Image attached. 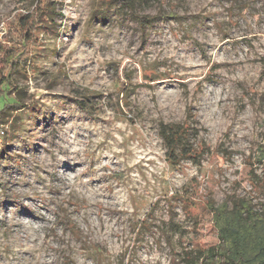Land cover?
<instances>
[{"label": "clouds", "instance_id": "clouds-1", "mask_svg": "<svg viewBox=\"0 0 264 264\" xmlns=\"http://www.w3.org/2000/svg\"><path fill=\"white\" fill-rule=\"evenodd\" d=\"M146 2L149 7L142 6L145 0H75L74 8L73 0H63V16L67 19L57 21L62 25L58 28L62 35L56 41L44 42V46L63 47L65 58L75 48L67 58V65L72 67L91 65L101 57L105 61L120 60L128 65L129 79L101 71L98 74L101 79L92 83L89 76L95 73L93 67L80 72L65 67L67 78L62 79L60 87L69 90L72 99L46 97L38 106L42 109L38 115L20 108L12 112L7 123L0 121V148L5 142L15 144L14 155L23 156L37 137H47L43 148L37 149L38 154L19 162V175L5 174L6 161L0 160V185H6L0 188V200L5 196L20 199L7 215L0 211V264H157V261L180 264L182 254L193 252L195 246L189 249L185 244L182 248L177 243L190 239V231L188 236L181 237L179 233L162 230L169 220L168 205L173 196H184L185 189L197 190L193 177L197 182L205 181L202 174L207 167L205 161L211 158L199 163L181 159L176 166L178 170L161 164L158 157L170 150L160 137L161 121L165 125L181 122V128L169 130V134L181 135V129H203L215 117V123L223 126L221 130L234 125L230 139L237 143L232 144V149L239 148L245 153L251 150L253 160L260 155L257 149L264 145V136L260 135L264 133V106L259 98L254 104L249 103L251 97L243 98L239 85L246 82L247 87L255 83L253 77L264 68L261 62L264 61V0ZM93 12L96 18L89 25L88 17ZM193 13L202 15L194 17ZM156 16L161 19H143ZM78 21H83L84 26ZM81 40L87 43L80 44ZM58 56L53 53L30 61L29 79L20 81L21 86L29 85L31 92L35 69L54 75L58 70L55 65L61 63ZM214 64L231 66L216 68L213 77L205 80L203 74ZM189 66L197 67L191 71ZM145 76L155 78L144 79ZM97 90L103 91L102 99L84 100ZM252 91H264V84ZM109 93L114 95L109 98ZM237 102L246 106L243 111L237 110ZM21 103L31 104L32 97L29 95ZM185 109L191 110V120L185 117ZM121 111L127 116H122ZM45 117L50 122L46 132L26 131L34 127L37 119L43 121ZM6 130L9 136L19 139L6 141ZM242 136L248 137L247 143L239 139ZM217 138L215 130L210 135L200 131L198 136L194 133L185 136V144L191 145L195 153L202 142L215 145ZM222 142L228 147V141ZM145 157L155 160L151 169L136 168ZM246 159V155H233L232 163L225 164L226 171L218 177L220 183L215 189L209 188L206 181L198 184L199 192L194 199L202 201L212 192L210 198L216 201L217 211H210L207 221L222 214L226 198L232 194V181L240 179L233 173L244 168L242 161ZM257 174L264 179V166L257 167ZM37 181L41 183L38 185ZM262 192L264 188L258 189L245 180L235 194L255 205L253 211L261 215L247 224L249 229L255 227L242 241L235 237L234 243L227 237L217 241V251L224 255L215 264H230V261L256 264L264 241V223H259L264 221ZM24 196L35 199L24 200ZM101 200L125 214L110 218L109 222L100 207H93ZM21 206L32 208L44 221L34 222L36 217L18 215ZM175 211L179 213L176 222L182 223L186 213L182 207ZM98 218L105 226L103 231L96 225ZM144 223L160 225V229L141 233L140 226ZM224 227L221 223L215 234L220 236ZM46 233L48 239H44ZM165 235L171 237V247L164 243ZM199 264H204L203 257Z\"/></svg>", "mask_w": 264, "mask_h": 264}, {"label": "rangeland", "instance_id": "rangeland-1", "mask_svg": "<svg viewBox=\"0 0 264 264\" xmlns=\"http://www.w3.org/2000/svg\"><path fill=\"white\" fill-rule=\"evenodd\" d=\"M53 4V7L56 9V17H55V32L57 34H52L49 31L45 30V33H40V37L38 38V44L34 48V55L33 58L30 61H36L37 59H44L47 58L49 55L53 53H58V58L61 60V63L58 65H55L57 67V72L54 75L49 76L48 73L43 72L39 69H35L33 71V75L31 77V92L29 93V85L25 84L23 87L20 84V81H28L29 79V65L27 66V75L26 77H20L18 81V85L21 88V93L18 95L19 99L21 101L23 99H27L29 95L32 97V103L31 104H25L27 109H30L33 113H36L37 115L42 110L38 106L41 105V101L44 100L46 97H63L65 99H72L73 97L70 95L69 90L67 89H61L60 84L62 79L67 78V73L65 72V67H67L68 71H84L88 67H93L95 69L94 74H90L89 79L92 83H95L97 80L101 79V77L98 75L99 72L105 71L107 72H115L120 76H123L125 80L129 79L128 75V65L123 64L120 60H107L105 61L103 57H101L100 60H94L92 61L91 65H79L78 67H72L70 65H67V58H70L73 54V52L76 51L74 48L72 52H68L67 58L63 56V52L65 49L61 47L60 49L57 48H49L44 46V42L46 41H56L59 39V37L62 35L58 28L62 25H58L57 21L61 19H67L63 16V8L64 3L63 0H50ZM37 0H0V41L8 43L11 40H15V32H14V26L18 21V17L20 15L28 14L31 9H33V5H37ZM143 7H149L150 5L146 2L143 3ZM73 7H76L75 0H73ZM202 13H193L194 17L200 16ZM96 18V13L93 12L89 15L87 23L91 25L92 21ZM144 20H155V19H161V17H143ZM167 19H184V17H167ZM205 19H208L205 17ZM78 23L81 24V27L84 26L83 21H78ZM74 28L75 26L72 25ZM7 29V33L4 34V30ZM63 35H67V33H64ZM75 37H72L74 39ZM80 44H86L87 42L84 40H81L79 42ZM241 43H247V41H242ZM205 47L211 48L212 45H205ZM206 58V57H205ZM29 61V62H30ZM264 63V61H261ZM223 66H231V65H225V64H214L212 66V69H210L206 74L204 75L205 80L211 79L215 73V69ZM197 66H189V70L195 71ZM155 77H148L145 76L144 79H154ZM253 80L255 83L248 85L246 87V82H241L239 87L242 92V97L247 99L251 97L249 100V103H255V99L259 98L260 103L262 106H264V91H252L253 88H256L258 85L264 84V68H262L254 77ZM121 91H124V86L121 85ZM114 95V93H109V98ZM104 96L103 91H94L91 95L84 97V100L91 102L95 101L97 99H102ZM177 103L179 101L177 100ZM220 103H224V101H220ZM127 108V105L124 106ZM246 106L242 103L237 102L236 108L239 111H243ZM190 109H185V117L189 120L192 119V116L190 114ZM122 116H127L126 112L121 111ZM91 119L96 120L98 117H91ZM104 124H108V121H102ZM129 123H134V121H129ZM199 121H194V124H199ZM43 124V128H41V125ZM175 125L181 126V122H177ZM173 124L165 125L162 121L160 123V129L163 130L166 126H175ZM50 127V122L45 117L43 121L37 119L35 121V125L33 128H29L26 131L31 134L36 129H41L42 132H46L48 128ZM222 125L215 123V117L212 118V120L203 128H192L189 127L186 129L188 131L189 135H192L193 133L198 136L200 131H204L206 134H211L213 130L216 131L218 134V138L216 140L215 145L209 144L208 142H202L201 148L198 152L193 153L192 158H183L180 157L176 161V163H171L169 160V157L167 156V152L163 153V156L158 157L161 164H167L169 167L176 169V166L179 164L181 159H192L194 162L199 163L200 160H205L206 157H210L211 159L206 160L207 167L203 171V175L205 177V181L208 183L209 188L215 189L219 186L220 180L218 177L222 176L223 173L226 171L225 164L232 163L231 157L233 155H246L247 159L242 161L244 168L238 169L233 175L240 177V179L232 181V194L226 198L225 202H230L231 205L238 203L241 200H246V198H238L236 197V193L243 187V182L245 180H250L252 184L255 185L256 188H264V182L260 181V178H262L260 175L257 174V167L264 166L262 162H259V156L253 160L254 153L249 150L247 153L241 151L239 148L232 149V144L237 143L236 141H231L230 137L232 134V129L234 125H228V127L224 130L222 129ZM13 128H15V124L13 125ZM121 131H124L123 129ZM260 135L264 136V133H261ZM4 137L7 140H15L19 139V137L13 135L9 136L8 131L6 130L4 132ZM161 137V132H160ZM83 139V137H80ZM134 137H130L129 139H133ZM162 139V138H161ZM239 139L244 140L246 143L248 142L247 136H242ZM222 141H228V147H225V144ZM44 143H47V137L46 135H41L36 138L35 142L30 146L27 147L23 156H17L13 154V150L15 149L16 145L12 143L5 142L3 147L0 148V160L6 161L5 167L3 171L5 174L9 175H19L20 173V161H23L26 159L29 155L38 154L37 149H42ZM253 144H255V141H252ZM103 145H101L102 147ZM123 147V144H122ZM261 147H264V145H260L258 147V151H261ZM193 148V147H192ZM46 151V149H44ZM154 153H149V156H154ZM107 160V157L104 158ZM95 163V161L93 162ZM155 164L154 159H148L147 157L142 158L138 164L135 165L136 168H141L142 166H146L148 170L151 169V167ZM244 173V175H241V173ZM45 175H51L49 173H45ZM107 179V178H101ZM205 181L197 182L196 178L193 177L192 183L194 185H197V190L193 192L191 189H185L184 196H173L169 202L168 205V212H169V220L164 224V229L167 232H171L173 234L179 233L181 237H185L190 235V239H181L177 241V243L183 248V246L186 244L189 249H193V252L185 251L182 255L183 258L180 260V264H186L184 262V258H195L199 254V250H206L217 243V235L216 232L212 228L211 221H207V215L209 212V205L211 201L216 204V201L212 198H210L213 193L209 192L208 196L205 197L202 201H198L194 199L199 192V183H204ZM9 184L12 183L11 179L8 181ZM41 181H37V184L39 185ZM223 183H228V181L225 179ZM15 186V185H13ZM25 187H28L25 185ZM0 188H6V185H0ZM245 191L247 189L245 188ZM264 195V192L261 193ZM24 200L32 201L35 198L32 196H24ZM20 203L19 198H12L5 196L3 200H0V211H3L5 215L8 214L9 208L11 206H15ZM253 205V204H252ZM71 206V205H70ZM255 207V205H253ZM93 207H100L101 212L104 214L106 218H114L118 216H122L125 213H123L121 210L114 208V207H108L107 203L104 200H101L99 205H93ZM182 207L183 211L186 213L185 219L182 223H177V217L179 216V213L175 211L176 208ZM22 214L26 218L36 217V220L34 222H43L44 217L38 216L36 212L32 208H28L27 206H21L20 211L18 212V215ZM2 223V222H0ZM87 224V222H86ZM97 227L103 231L104 230V224L101 222V220L98 218L96 221ZM184 225H187L188 227H185ZM135 227V226H134ZM160 229V225L157 224H147L144 223L140 226V232H150L152 229ZM83 231V230H81ZM69 234V230H65V235ZM74 235V233H73ZM44 239H48L47 233L44 236ZM139 240V238H138ZM119 242L118 240L116 241ZM164 243L168 244L169 247H171L172 240L170 236L165 235ZM101 251L103 249L101 248ZM161 251L163 252V246H161ZM27 255V254H26ZM177 256H181L180 253L176 254ZM71 264V262H69ZM157 264H162V261H157ZM173 264H176L175 261H173Z\"/></svg>", "mask_w": 264, "mask_h": 264}, {"label": "trees", "instance_id": "trees-1", "mask_svg": "<svg viewBox=\"0 0 264 264\" xmlns=\"http://www.w3.org/2000/svg\"><path fill=\"white\" fill-rule=\"evenodd\" d=\"M37 2V5L28 14L18 17L14 26L15 40L8 43L0 41V121L3 123H7L12 112L26 107L18 97L21 93L18 81L20 77L28 78L26 69L29 61L33 58L34 48L39 45L40 33H45L46 30L57 34L55 32V17L57 15L53 3L50 0H37ZM13 57L15 58L13 59ZM6 65L8 66L7 70L5 69ZM172 128H181V126H166L161 130V138L169 145L170 150L167 151V156L174 164L180 157L192 158L194 152L191 145L185 144V136H189L188 131L181 129L183 133L181 135L169 134V130ZM177 146L180 150L179 155H177ZM259 162L264 164V147H261ZM260 181L264 182V179L260 178ZM253 208L254 206L249 201L241 200L231 205V212H229V203L225 202L221 210L222 214L214 217L211 221L215 232L221 223L226 225L220 229L221 235L217 236V241H223L226 237L233 243L235 242L234 237L242 241L255 227L249 229L247 224L261 215L259 212H254ZM210 211H217L216 204L212 201L209 205ZM259 223H264V221ZM217 246L216 243L206 250H199V254L195 258L185 257L184 262L199 264L200 258L203 257L204 264H215L216 259L222 258L224 255L217 251ZM230 264H234V262L230 261ZM256 264H264V241L261 242L257 253Z\"/></svg>", "mask_w": 264, "mask_h": 264}]
</instances>
